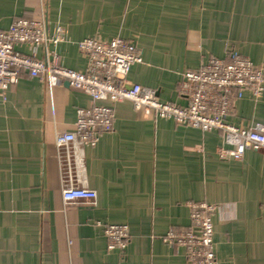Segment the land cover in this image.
Here are the masks:
<instances>
[{
	"label": "crops",
	"instance_id": "obj_1",
	"mask_svg": "<svg viewBox=\"0 0 264 264\" xmlns=\"http://www.w3.org/2000/svg\"><path fill=\"white\" fill-rule=\"evenodd\" d=\"M16 20L44 21L49 42L36 57L87 68L79 43L115 37L136 44L142 60L127 77L162 101L186 104V72L236 50L264 67V0H0V33ZM32 55L28 45L16 44ZM90 95L23 73L0 98V264H188L165 242L169 227L190 228V204L216 207V264H264V151L227 162L220 130L181 125L130 101L115 108L113 131L85 149L81 173L55 144L74 130ZM226 122L264 130V94L235 99ZM71 179V180H70ZM72 181V182H70ZM85 184L97 200L65 203V186ZM126 225L129 245L109 250L103 228Z\"/></svg>",
	"mask_w": 264,
	"mask_h": 264
},
{
	"label": "built area",
	"instance_id": "obj_2",
	"mask_svg": "<svg viewBox=\"0 0 264 264\" xmlns=\"http://www.w3.org/2000/svg\"><path fill=\"white\" fill-rule=\"evenodd\" d=\"M59 40H64L61 34L56 39L47 37L44 21L16 20L8 30L0 33V98L18 86L23 73L46 78L51 90L68 84L90 95L95 105L78 109L74 130L55 138L59 157L66 154L69 170L74 167L77 172H82L85 149L95 147L103 135L113 131L115 108L122 101H130L138 109L204 132L222 131L225 145L217 154L227 162L241 161L248 150L264 151L263 129H240L226 122L235 99L250 93L259 100L264 94V67L238 51L232 50L225 59L214 58L198 69L186 72L179 85L186 104L180 105L160 100L154 90L141 85L127 89V77L132 67L142 60L136 44L121 37L109 42L85 39L79 43V49L87 57L88 64L86 70L78 71L59 64L56 58L36 57L38 47ZM16 44L30 46L32 55L18 52ZM62 196L67 204L97 200V192L85 184L65 186ZM189 207L190 228L178 231L169 227L164 240L183 247L188 264H216L213 217L217 209L205 203H194ZM103 233L109 250L123 251L129 245L130 231L126 225L106 226Z\"/></svg>",
	"mask_w": 264,
	"mask_h": 264
},
{
	"label": "water",
	"instance_id": "obj_3",
	"mask_svg": "<svg viewBox=\"0 0 264 264\" xmlns=\"http://www.w3.org/2000/svg\"><path fill=\"white\" fill-rule=\"evenodd\" d=\"M133 88V85H130L127 87V89L131 90Z\"/></svg>",
	"mask_w": 264,
	"mask_h": 264
}]
</instances>
